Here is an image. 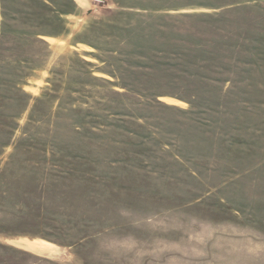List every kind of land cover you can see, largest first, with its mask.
I'll return each mask as SVG.
<instances>
[{"label": "rangeland", "instance_id": "rangeland-1", "mask_svg": "<svg viewBox=\"0 0 264 264\" xmlns=\"http://www.w3.org/2000/svg\"><path fill=\"white\" fill-rule=\"evenodd\" d=\"M0 264H264V0H0Z\"/></svg>", "mask_w": 264, "mask_h": 264}]
</instances>
